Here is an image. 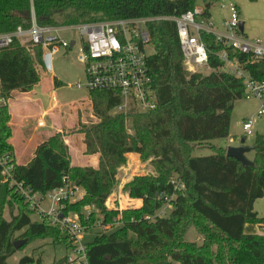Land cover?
Returning a JSON list of instances; mask_svg holds the SVG:
<instances>
[{
	"label": "trees",
	"instance_id": "obj_1",
	"mask_svg": "<svg viewBox=\"0 0 264 264\" xmlns=\"http://www.w3.org/2000/svg\"><path fill=\"white\" fill-rule=\"evenodd\" d=\"M198 1L0 0V33L29 28L32 14L39 26H72L178 17L193 10ZM202 1L206 3L204 16L210 18L212 2ZM147 32L153 53L146 63L157 107L146 113L112 115L111 110L120 101L117 94L89 93L92 114L98 122L78 121L75 133L84 136L85 155H99L97 169L71 167L64 131L39 144L26 165L15 164L13 147L8 142L10 115L4 102L13 92L29 93L40 83L36 64L41 61V50L35 47L31 54L16 40L0 49V158H10L11 178L31 193L43 196L64 183L82 189L83 198L66 203L63 214L76 212L83 224L90 225L94 213L89 222L80 214L89 205L101 215L98 221L102 225L122 223L115 231L101 233L84 245L88 264H264V236L244 233L246 224H264V217L254 211V203L264 198V136H254L250 149L253 158L247 165L228 157L226 148L210 144L228 138L234 103L242 99L244 92L242 80L221 70L224 62L218 54L223 47L212 35L201 38L211 71L189 75L183 68L175 23L150 22ZM236 57L240 62L246 60L241 54ZM244 69L252 79L264 81V58H251ZM49 78L43 76L42 83ZM61 86L63 83L54 78V89ZM13 96L20 98L17 93ZM21 98L27 103L35 100L32 94ZM66 126L73 124L68 122ZM200 148L212 154L193 156ZM127 154H136L142 162L150 160L154 174L131 179L126 191L129 197L141 200V205L119 213L107 210L105 203L117 184L119 169L127 163ZM172 180L184 188L174 190ZM165 199H169L170 213L155 216L166 205ZM7 206L8 220L3 216ZM33 213L15 186L0 183V264H8L17 252L13 243L21 239L26 240L25 245L48 239L73 248L66 231L47 221L32 220ZM190 229L201 238L200 244L186 239ZM128 233L133 238H128ZM16 264H40V260L27 255Z\"/></svg>",
	"mask_w": 264,
	"mask_h": 264
},
{
	"label": "built area",
	"instance_id": "obj_2",
	"mask_svg": "<svg viewBox=\"0 0 264 264\" xmlns=\"http://www.w3.org/2000/svg\"><path fill=\"white\" fill-rule=\"evenodd\" d=\"M228 11V18L222 20L223 30H218L210 18L204 16V7L196 6L178 17H147L137 19H120L101 21L72 26H39L31 15V25L24 29L17 27L12 32L0 33V49L9 47L15 40L31 54L34 48L41 50V61L36 64L39 75L51 71V59L58 51L73 50L77 42L74 38L64 40L61 34L77 33L81 46L77 61L83 66L85 82L75 83L78 90L113 91L120 101L113 107L110 114H126L130 111L146 113L155 110L157 99L152 89L145 54V46L149 43L147 24L157 21L175 23L182 63L185 72L206 75L211 69L208 66V50L201 40L202 35H212L223 50L218 54L224 62L221 70L241 79L244 85L242 98L259 102L256 117L264 119V81L250 77L244 69L252 59L264 58V44L259 40H248L239 32L240 12L236 5L223 6ZM72 43V44H71ZM233 54L229 56L228 51ZM236 54L246 57L240 62ZM9 99L4 102L8 103ZM254 119H246L242 124L245 136L253 135ZM131 131L129 130V133ZM13 165L7 156L0 158V182L15 186L24 198L29 209L39 217V221H47L51 226H59L67 232L73 245L74 259L81 264H88L85 246L82 243L83 228L80 223L69 215L63 214L66 203L79 201L84 191L77 186L64 183L61 187L41 196L31 193L11 178ZM174 190L180 191L182 184L172 180ZM173 196L170 198L172 199ZM45 201L48 208H44ZM166 206L169 199H165ZM165 217L163 209L155 215ZM146 219H150L147 217Z\"/></svg>",
	"mask_w": 264,
	"mask_h": 264
},
{
	"label": "rangeland",
	"instance_id": "obj_3",
	"mask_svg": "<svg viewBox=\"0 0 264 264\" xmlns=\"http://www.w3.org/2000/svg\"><path fill=\"white\" fill-rule=\"evenodd\" d=\"M212 6L210 7V14L212 22L215 27L222 31V20L228 18V11L223 6H228L229 4L236 5L239 8L240 20L244 22V37L248 40L259 39L264 44V0H256V2H250L249 0H210ZM206 3L199 0L197 6L204 7ZM63 27V26H60ZM61 38L64 40H70L74 38L77 42L76 47L73 50L67 52L60 50L52 56L51 59V71L44 72L48 77H53L63 83V86L55 89V95L51 98L49 94L43 96L42 101H56L58 103V108L55 114L58 116L57 120L61 122L73 124L75 122V110L77 107L85 109L86 103L90 100L89 94L86 90H78L75 88V83L83 84L85 82L83 66L78 63L77 56L79 54V48L81 46V41L77 33L61 34ZM153 53L152 47L148 44L145 46V54L151 55ZM208 71L206 74H208ZM41 77L44 74L40 75ZM43 84V83H42ZM39 88V87H38ZM35 88L34 91L39 95V89ZM54 88V87H53ZM53 99V101H52ZM90 102V101H89ZM8 104V103H7ZM88 104V103H87ZM259 102L255 100H245L240 99L234 103L233 110L231 112L230 118V128L229 136L226 139H216L212 140L210 143L216 147H239L241 146V139H245L243 144L246 148H251V145L256 134L264 136V119H259L256 117V111L258 109ZM88 111L89 116L88 121L85 124H94L98 120L93 116L92 109ZM85 111V110H84ZM253 118V135L245 136L242 130V124L244 120ZM74 132L68 131L64 133L69 136ZM66 136V137H67ZM212 152L208 149H199L193 153L195 157L208 156ZM244 157L247 160H252L253 152L245 153ZM127 163L123 168H120L117 175V184L112 189L105 207L107 210L117 211L119 213L128 209H137L141 205V200L129 197L125 186L131 181L135 176L142 175H153L154 169L150 163V160L146 162L140 161V158L135 154L127 155ZM1 183V182H0ZM78 202V201H75ZM70 202L69 204L75 203ZM44 208H48L45 201L42 202ZM13 206L12 208H14ZM166 215L171 211L170 206H163L162 208ZM10 209L7 206L4 209L3 216L6 220L9 219ZM15 213V210H14ZM94 213V221L90 225H85L81 222V217L76 212H69L67 215L76 219L83 228L82 243L85 245L92 242V240L101 233L109 234L122 226L121 222L114 221V223H107L102 225L98 220L101 219V215L93 206H84L80 214L85 222H89L91 215ZM32 220H38L39 217L36 213L31 216ZM97 218V219H96ZM119 220V218H117ZM20 233L14 235V238L18 237ZM128 238H133L131 233H128ZM186 239L192 242L201 243V238L190 229L187 232ZM23 240V239H21ZM20 241V240H19ZM72 244V243H71ZM24 248L20 247L17 252L9 258L8 264H16L17 261L24 256H33L35 259L40 260V264H58L63 260L61 264H81L79 259H74L73 248H66L61 244H53L48 239H37L31 243L23 245ZM73 245H71L72 247Z\"/></svg>",
	"mask_w": 264,
	"mask_h": 264
},
{
	"label": "crops",
	"instance_id": "obj_4",
	"mask_svg": "<svg viewBox=\"0 0 264 264\" xmlns=\"http://www.w3.org/2000/svg\"><path fill=\"white\" fill-rule=\"evenodd\" d=\"M210 19L212 20L211 14ZM44 76L49 78L45 74ZM40 78V83L34 87V89L39 87V95L34 89L29 93L13 92L7 104L10 115L8 126L11 132V137L8 142L13 147V159L15 164L18 166L26 165L33 158L35 148L54 134L62 131L68 133V131L74 130L71 135L64 138L69 152L71 167H89L97 169L99 155H85V145L83 143L84 136L75 133L78 130V121L82 123L88 121L89 118L87 119V117L90 114H88V111L90 112L89 109H92L91 103L88 101V104L86 103L87 108L85 107V109H82L81 106L77 107L75 110V122L72 127H67L65 121L61 122L57 120L58 116L55 114V111L59 109L58 103L53 101V99V103L47 100L42 101L43 96L47 94H49L51 98L55 95V89L53 88L54 76L50 77L48 80L46 79L43 84L42 77L40 76ZM14 93H17L20 98L15 99L13 96ZM28 94L34 95L35 100L31 103H27L24 98H21L22 95ZM13 102H15V104H13ZM55 123L59 124L58 127ZM71 144H74L73 148L70 147ZM254 211L260 218L264 217V198L254 203ZM244 233L264 236V224H246L244 226Z\"/></svg>",
	"mask_w": 264,
	"mask_h": 264
},
{
	"label": "water",
	"instance_id": "obj_5",
	"mask_svg": "<svg viewBox=\"0 0 264 264\" xmlns=\"http://www.w3.org/2000/svg\"><path fill=\"white\" fill-rule=\"evenodd\" d=\"M239 32L241 34H244V22H242V21H240V23H239ZM244 142H245V140L241 139V141H240L241 146H239V147H228L226 149V155L230 158H233V159L241 162L244 165H247V164H249V161L244 157V155H245V153L249 152V150L251 148L244 147L243 146ZM25 243H26V240H20V241L14 242L13 247L15 250H18L20 247L25 245Z\"/></svg>",
	"mask_w": 264,
	"mask_h": 264
}]
</instances>
